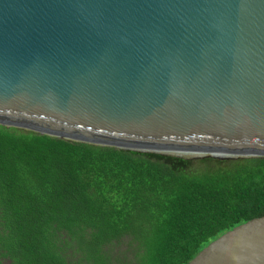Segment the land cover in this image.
<instances>
[{
  "label": "water",
  "instance_id": "1",
  "mask_svg": "<svg viewBox=\"0 0 264 264\" xmlns=\"http://www.w3.org/2000/svg\"><path fill=\"white\" fill-rule=\"evenodd\" d=\"M0 126L264 158V0H0ZM188 264H264V216Z\"/></svg>",
  "mask_w": 264,
  "mask_h": 264
},
{
  "label": "trees",
  "instance_id": "2",
  "mask_svg": "<svg viewBox=\"0 0 264 264\" xmlns=\"http://www.w3.org/2000/svg\"><path fill=\"white\" fill-rule=\"evenodd\" d=\"M263 216L264 158H181L0 126V264H188Z\"/></svg>",
  "mask_w": 264,
  "mask_h": 264
},
{
  "label": "rangeland",
  "instance_id": "3",
  "mask_svg": "<svg viewBox=\"0 0 264 264\" xmlns=\"http://www.w3.org/2000/svg\"><path fill=\"white\" fill-rule=\"evenodd\" d=\"M3 264H10V262L8 260H4Z\"/></svg>",
  "mask_w": 264,
  "mask_h": 264
}]
</instances>
